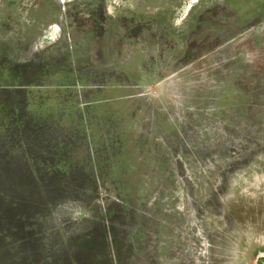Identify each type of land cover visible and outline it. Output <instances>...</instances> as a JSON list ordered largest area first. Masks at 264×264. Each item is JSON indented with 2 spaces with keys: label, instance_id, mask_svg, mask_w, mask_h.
Returning a JSON list of instances; mask_svg holds the SVG:
<instances>
[{
  "label": "rangeland",
  "instance_id": "rangeland-1",
  "mask_svg": "<svg viewBox=\"0 0 264 264\" xmlns=\"http://www.w3.org/2000/svg\"><path fill=\"white\" fill-rule=\"evenodd\" d=\"M0 264H264V0H0Z\"/></svg>",
  "mask_w": 264,
  "mask_h": 264
}]
</instances>
